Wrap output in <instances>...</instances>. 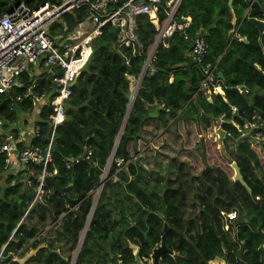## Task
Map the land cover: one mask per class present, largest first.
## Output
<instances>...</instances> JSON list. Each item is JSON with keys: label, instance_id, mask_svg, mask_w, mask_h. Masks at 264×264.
I'll return each instance as SVG.
<instances>
[{"label": "trees", "instance_id": "trees-1", "mask_svg": "<svg viewBox=\"0 0 264 264\" xmlns=\"http://www.w3.org/2000/svg\"><path fill=\"white\" fill-rule=\"evenodd\" d=\"M59 1L0 0V17L16 2L33 11ZM252 1L232 0L231 8L229 0L182 1L178 15L191 19L188 34L203 35L208 47L206 61L215 66L217 76H222L223 95L207 96L200 90V72L189 56V42L175 34L165 41L166 48L157 47L152 71L147 70L142 77L126 118L75 264H134L135 251L140 262L147 264L153 250L162 244L165 227L164 246L168 254L180 259L175 263L164 255L161 264H208L214 260L264 264V144L256 146L249 139L235 147L230 141L240 138L231 122L242 126L254 115L264 119V38L259 45L258 33L246 21L233 39L230 34L231 11L236 28ZM255 1L264 6V0ZM162 12L163 3L160 20ZM84 17L83 9L66 14L49 29V36L71 33ZM136 24L142 46L139 52L118 48L117 29L112 26L104 27L89 42L90 56L70 88L64 121L54 133L49 104L41 102L37 108L33 94L27 95V86L36 79L32 93L45 94L47 102L52 98L42 63L39 76L29 68L21 76L23 87L0 95V121L6 132L16 136L18 116L35 115L37 136H32L28 145H18L17 150L38 147L44 151L50 146L51 157L45 169L30 163L15 175L3 170L0 159V264H17L8 262L10 256L21 251L18 257L22 258L42 245L46 249H40L26 264H69V259L48 253L52 251L40 238V229L46 221L60 224L67 242L72 247L78 243L92 209L94 191L125 120L129 79L140 76L156 36L146 17L137 18ZM241 39L247 43L238 41ZM237 87L247 93L230 91ZM16 96L22 97L21 105L14 102ZM230 107H235L237 114L232 115ZM217 122L230 140H224L222 149L217 150L215 144L206 148L207 141L201 139L202 170L195 176L190 175L186 164L174 160L164 177L146 172L140 159L151 152L148 148L136 157L137 144L145 143V136L152 134L148 129L156 133L190 124L205 136L216 129ZM228 143L233 145V152L225 153L223 147L225 150ZM87 149L92 164L81 161L66 167ZM209 159H217L219 166L210 164ZM116 161H121L119 167ZM232 163L249 192L228 175L233 172ZM53 172L57 175L54 184L63 193L45 185L35 199L39 178L43 173L55 176ZM221 211L237 212L236 222L224 223ZM113 215L119 218L115 220ZM89 240L96 250L87 248Z\"/></svg>", "mask_w": 264, "mask_h": 264}, {"label": "built area", "instance_id": "built-area-1", "mask_svg": "<svg viewBox=\"0 0 264 264\" xmlns=\"http://www.w3.org/2000/svg\"><path fill=\"white\" fill-rule=\"evenodd\" d=\"M182 1L60 0L57 4H44L33 11L27 9L22 3L12 4L9 11L0 17V95H6L15 88L23 87L21 76L29 68L34 70L36 77L39 76L42 73L40 71V63H42L45 76L50 81L49 89L52 98L47 102L45 94L32 93L36 79L27 86V95L33 94L37 108L41 106V102L49 104L51 132L54 133L56 127L64 121L66 112L64 106L71 97V85L90 56L89 42L99 36L104 27L112 26L117 29L116 46L118 48H132L139 52L142 50L136 36V21L139 17H146L156 31L154 43L144 63L146 71H152L151 62L157 47L161 45L166 48L165 41L176 34L189 42V56L200 72V90L207 96L223 95L222 81L216 75L215 66L206 61L208 47L203 35L200 32L188 34L191 19L178 15ZM162 3L163 18L160 20ZM77 9H83L85 12L82 22L65 36L50 37L49 29L59 23L63 16ZM236 89L240 95L247 93L238 87ZM14 102L21 105L23 99L21 96H16ZM12 110L13 108H9L10 112ZM229 110L232 115L237 114L235 107H230ZM3 126L4 122L0 121V159H2L3 170L9 171L12 158L21 168L32 163L45 169L51 161L50 146L44 151L38 147L17 150V146L23 143L25 134L30 135L31 138L37 136L38 128L34 123L28 132L19 128L16 136L6 132ZM231 126L240 137L249 136L250 141L256 146L264 144L262 117L254 115L242 126L235 122H231ZM90 158L91 151L87 149L80 159L67 162L66 167L77 165L81 161L92 164ZM120 164L121 161H116L118 167ZM46 176L43 173L39 178L35 199L42 194ZM219 216L226 224L235 223L238 217L235 211L229 213L221 211ZM18 254L10 256L8 262L19 259Z\"/></svg>", "mask_w": 264, "mask_h": 264}, {"label": "rangeland", "instance_id": "rangeland-1", "mask_svg": "<svg viewBox=\"0 0 264 264\" xmlns=\"http://www.w3.org/2000/svg\"><path fill=\"white\" fill-rule=\"evenodd\" d=\"M147 69H149V67ZM136 82H137V79L132 78L130 80L129 92H133ZM21 116L24 119L25 117L24 115H19L18 119H20ZM27 124L28 123L26 122L24 125H27ZM201 139L207 141L206 148L215 144L216 149L221 150L222 146L225 144L224 141L220 143L218 142L219 138L216 135V129L210 131L207 135L203 136L198 133L197 129H195L193 125H190V124L181 125L180 124L176 130H173V129H169L167 131L160 130L159 132L154 133V138L152 137L151 139H148L151 142L148 143V140H146L148 144L147 143L145 144L147 145L143 144V142H139L136 148L139 153L136 154V157L144 155L145 148H146L144 146H147L148 149L150 148L149 150L151 152H148V154H145L144 156L145 159H140L141 165L143 166V169L146 172H149V171L155 172L160 177L161 176L164 177L166 176L167 169L170 170L169 166H170L171 161L174 160L176 162L186 164V166L189 167L190 175L195 176L199 174V172L202 170V162L200 160V150L198 148V144L201 142ZM225 147H226L225 150L223 147V151L225 153L233 152L234 147L231 143H228ZM209 161H210V164L219 166L217 159L216 160L209 159ZM103 174L104 172L102 173V176ZM228 175L231 176L233 179V176H234L233 172H228ZM95 192L96 190L94 191V195L96 194ZM117 217H118L117 215H113V219L117 220L119 218ZM61 230L62 228L60 224H55V223L49 224V222L46 221L42 225V228L40 229L41 233L39 235L41 239L45 240V244H47V246L50 247L52 252H56L58 256H62L63 259H69V261L71 262L76 252V247L75 246L72 247L67 242L63 234L60 233ZM114 230L116 231V229ZM80 236H81V233H80ZM84 241H85V235H84L82 244L84 243ZM94 246L95 245L93 244V242L90 243V240H89L87 244V248L89 247L90 251H91V248L96 250ZM79 251H78L77 256L79 255ZM88 255L89 256L92 255L91 252H89ZM263 258H264V254H263Z\"/></svg>", "mask_w": 264, "mask_h": 264}, {"label": "water", "instance_id": "water-1", "mask_svg": "<svg viewBox=\"0 0 264 264\" xmlns=\"http://www.w3.org/2000/svg\"><path fill=\"white\" fill-rule=\"evenodd\" d=\"M231 4H232V0H229V3H228V6L229 8H231ZM231 14H232V20H231V27L233 28V30L230 32L231 34V39H233L235 36H236V32L237 30L240 28L241 24L246 21L249 25H251L255 30L256 32L258 33V44L261 45V40L262 38H264V6H262L260 3H258L257 1H254L252 2L250 8L245 12L244 14V17L242 18L241 22L237 25V27L235 28L236 26V19L231 11ZM258 17L261 18V20L257 19ZM242 43L246 44V40L245 39H241ZM146 72V68L145 66L143 67L142 71H141V74L140 76L138 77V80L137 82L135 83V87H134V90L133 92H129L128 94L125 95V98L128 100V109H127V112H126V115H125V120L121 126V129L119 131V134H118V137L116 139V142H115V146L112 150V153L110 155V158H109V161H108V165L104 171V174L99 182V185L98 187L96 188V194L94 195V199H93V204H92V209L84 223V227H83V230L81 232V236L78 240V243H77V246H76V252L73 256V259L71 260L70 264H75V261H76V258H77V254H78V251L80 249V246L82 245V241H83V238H84V235L87 231V228H88V225H89V221L91 219V216H92V213H93V210L95 208V205H96V202H97V199H98V196L100 194V191L102 190V187L106 181V173L108 171V166L109 164L111 163L112 159H113V156H114V152L116 150V147L119 143V140H120V137H121V134H122V130L124 129V126H125V122H126V118L128 117L129 115V112L131 110V107H132V104H133V101H134V98H135V95L138 91V88H139V85H140V82H141V79L142 77L144 76ZM218 79L220 81H222V76L219 74L218 76ZM76 81V80H75ZM75 81L73 82V84L71 86H73L75 84ZM240 89H243L242 87ZM230 91H233V92H236L238 93L237 89H232ZM64 109L67 111L68 109V106L65 105L64 106ZM220 122H217L216 124V135L218 136L219 140L218 142H222L223 140H230L229 136L226 135L221 129H220ZM250 137L249 136H244V137H240L238 140L236 141H232V144L236 147L240 141H243V140H249ZM230 167L232 168L233 172H234V176H233V179L232 181L233 182H237L239 183L240 185H242L248 192V188L246 187V185L244 184L241 176H240V172H239V169L237 168V166L232 163L230 165ZM57 177V175L55 176H46L45 179H44V184L48 187H50L53 192H56V193H59V194H62L63 191L61 189H59L55 184H54V178ZM65 200L66 202L68 203V200L67 198L65 197ZM165 231H164V235L162 236L161 238V241H162V245L160 246V248L158 249H155L153 250L152 252V255H151V259H152V264H159L160 263V257L165 254L167 252V249L166 247L164 246V237H165V234L167 232V228L165 227L164 228ZM40 249H46V246L45 245H42L40 246L39 248L35 249V250H31L29 251L24 257L22 258H19L17 259L15 262L17 264H26L30 259H32L34 256H36V254L38 253V251ZM49 254H53V255H58L56 252H48ZM134 264H142L140 262V260L138 259V252L135 251L134 252Z\"/></svg>", "mask_w": 264, "mask_h": 264}, {"label": "crops", "instance_id": "crops-1", "mask_svg": "<svg viewBox=\"0 0 264 264\" xmlns=\"http://www.w3.org/2000/svg\"><path fill=\"white\" fill-rule=\"evenodd\" d=\"M60 23V22H59ZM59 23H57V24H59ZM56 25V24H55ZM59 36H63V35H56V36H54L53 38H59ZM238 41H241V40H238ZM29 115V114H28ZM31 116L29 117V119L28 118H25L24 117V119L21 117L20 119H18V121L17 122H19L18 124V128H20L22 131H27L28 132V129L32 126V124L34 123V114H30ZM28 123L27 125H24V123ZM10 129H12L13 130V128L10 126ZM148 131H151V135L150 136H145V138H146V140H148V139H151L152 137L154 138V132H155V129L154 130H152V129H148ZM30 140H31V136L30 135H27V134H25V137H24V140H23V144L25 143V144H28L29 142H30ZM224 141V140H223ZM149 142H151L150 140H148V143ZM145 143H147V141L145 142ZM145 143H143V144H145ZM147 143V144H148ZM147 144H145V145H147ZM144 147H146L145 148V150L148 148L147 146H144ZM144 147H142V148H144ZM150 149V148H149ZM23 168H21L18 164H17V161L14 159V158H12L11 159V167H10V169H9V171H10V174H12V175H15V174H17L18 172H20L21 170H22ZM208 264H224L221 260H214V261H211V262H209Z\"/></svg>", "mask_w": 264, "mask_h": 264}, {"label": "flooded vegetation", "instance_id": "flooded-vegetation-1", "mask_svg": "<svg viewBox=\"0 0 264 264\" xmlns=\"http://www.w3.org/2000/svg\"><path fill=\"white\" fill-rule=\"evenodd\" d=\"M254 1H255V0H253L252 2H254ZM252 2L249 3L248 8L246 9V11L250 8ZM246 11H245V12H246ZM244 14H245V13H244ZM243 17H244V16H243ZM257 19L261 20V18H257ZM263 21H264V20H263ZM161 245H162V244H161ZM158 248H160V247H158ZM158 248H156V249H158ZM164 255H169V257H170L175 263H177L178 260L180 259V258L177 257V256H174V255H170V254H168V251H167L165 254H163V255L160 257V263H159V264H161V258H162ZM141 263H142V262H141ZM142 264H143V263H142ZM147 264H152L151 256H150L149 260L147 261Z\"/></svg>", "mask_w": 264, "mask_h": 264}]
</instances>
